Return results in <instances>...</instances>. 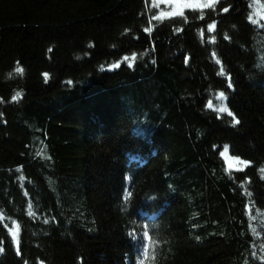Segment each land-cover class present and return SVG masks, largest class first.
Listing matches in <instances>:
<instances>
[{
    "label": "trees",
    "instance_id": "1",
    "mask_svg": "<svg viewBox=\"0 0 264 264\" xmlns=\"http://www.w3.org/2000/svg\"><path fill=\"white\" fill-rule=\"evenodd\" d=\"M151 6L0 0V264H264V0Z\"/></svg>",
    "mask_w": 264,
    "mask_h": 264
},
{
    "label": "rangeland",
    "instance_id": "2",
    "mask_svg": "<svg viewBox=\"0 0 264 264\" xmlns=\"http://www.w3.org/2000/svg\"><path fill=\"white\" fill-rule=\"evenodd\" d=\"M217 1L218 0H216V2ZM188 2L189 0H184V6L182 7L179 15H182L188 10H205L213 7L216 4H209L208 0H191V3L198 5L196 7H191L188 6ZM151 5L152 9H155L157 11V18L159 20L179 16L175 14L176 5L174 3H168L167 0H151ZM213 101L215 102V106L213 107V104L211 105L212 110L220 111L222 99L220 97H217ZM221 157L225 163L227 171H233L237 167L236 161L228 156L227 149H224V151L221 153Z\"/></svg>",
    "mask_w": 264,
    "mask_h": 264
},
{
    "label": "snow or ice",
    "instance_id": "3",
    "mask_svg": "<svg viewBox=\"0 0 264 264\" xmlns=\"http://www.w3.org/2000/svg\"><path fill=\"white\" fill-rule=\"evenodd\" d=\"M167 2H168V3H174V4L176 5V13H175V14H176V15H179L180 12H181L182 7L184 6V0H167ZM208 3H209V4H215V3H216V0H208ZM188 6L196 7V6H198V5H196V4H194V3H191V0H189V2H188ZM223 10H224L225 12L229 11L228 8H224ZM249 20H252V17H251V16L249 17ZM210 27H211V26H210ZM146 31H150V29H146ZM89 47H92V45H89ZM77 59H79V57H77ZM217 63H219V61H217ZM15 71H16L17 73H20V74H23V72H24V70H23L21 67H17V68L15 69ZM45 76H47V74H45ZM69 83H71V81H69ZM228 87L231 88V87H232V84H229ZM19 95H20V93H17L16 96L13 97V100H15L16 97L19 96ZM223 95H224L223 93H220V96H221V97H222ZM220 111L227 112L228 115H230V116L232 115V113L229 112L227 108H221ZM239 123H240V121H239L238 119H236L235 116H233V124H234V125H237V124H239ZM17 171H19V169H17ZM262 171H264V170H262ZM261 178L264 179V176H262ZM147 235H148V233L146 232V233H145V236H147ZM13 239L15 240V236H13ZM2 251H3V248L0 247V252H2ZM18 254H19V253H18Z\"/></svg>",
    "mask_w": 264,
    "mask_h": 264
}]
</instances>
